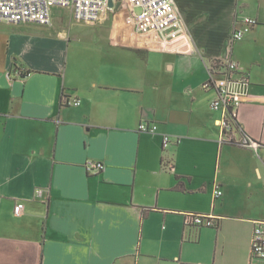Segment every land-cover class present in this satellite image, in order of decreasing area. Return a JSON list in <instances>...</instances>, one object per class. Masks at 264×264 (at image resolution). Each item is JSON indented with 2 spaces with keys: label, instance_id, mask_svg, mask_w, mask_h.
I'll list each match as a JSON object with an SVG mask.
<instances>
[{
  "label": "crops",
  "instance_id": "0c3cea01",
  "mask_svg": "<svg viewBox=\"0 0 264 264\" xmlns=\"http://www.w3.org/2000/svg\"><path fill=\"white\" fill-rule=\"evenodd\" d=\"M175 1L189 34L173 47L136 32L127 1L91 24L57 6L52 26L0 20V264H250L264 220V0ZM246 18L256 24L232 43ZM228 59L249 77L236 138L258 151L221 140L217 92L202 87ZM188 213L219 225L186 226Z\"/></svg>",
  "mask_w": 264,
  "mask_h": 264
},
{
  "label": "built area",
  "instance_id": "2783aa9c",
  "mask_svg": "<svg viewBox=\"0 0 264 264\" xmlns=\"http://www.w3.org/2000/svg\"><path fill=\"white\" fill-rule=\"evenodd\" d=\"M130 5L132 22L136 32L149 35L151 38L174 44L186 41L189 34L188 26L184 20L181 10L175 0H126ZM55 6L67 7L72 10L78 22L95 23L104 19L105 14L110 10L109 0H0V20L9 23H38L45 26L53 24L52 10ZM242 29H235L232 32L231 42L241 40L245 33L256 24V20L246 18ZM238 64L233 59L219 60L216 67L212 69L210 77L202 84L204 89L214 88L217 92L212 100L211 106L215 110H221L224 117L220 121L222 127V141L237 143L240 146L252 148L256 151L262 145L257 140L243 135L240 139L236 136L242 132L233 124L238 123L240 107L243 104V92L249 84V77L243 74L235 79L232 77L237 71ZM218 74L223 78L218 79ZM23 76V74H22ZM70 102V101H69ZM74 105H80V99H74ZM140 131L156 133V123L143 121L139 124ZM172 143L169 134H164L162 139V150L166 152ZM166 167L173 169V161L168 158ZM105 165L101 162L89 160L88 170H102ZM215 197L223 194V191L216 185ZM24 209L23 203L15 206L16 214ZM215 216L201 213L186 214V226L196 227H217L218 221ZM250 251V264H264V220H255L253 226Z\"/></svg>",
  "mask_w": 264,
  "mask_h": 264
},
{
  "label": "rangeland",
  "instance_id": "374dc122",
  "mask_svg": "<svg viewBox=\"0 0 264 264\" xmlns=\"http://www.w3.org/2000/svg\"><path fill=\"white\" fill-rule=\"evenodd\" d=\"M118 3L121 5L122 3L123 4H127L125 0H118ZM54 13L55 14H62L65 16V19L69 20L71 22V24H75V22H77V20L75 19L74 15H73V12L71 9L67 8V7H61V6H57L55 7L54 9ZM58 23H60V21H58ZM77 24H84V23H80V22H77ZM53 25V24H52ZM51 25V26H52ZM82 26V25H81ZM80 28H83V27H80Z\"/></svg>",
  "mask_w": 264,
  "mask_h": 264
},
{
  "label": "trees",
  "instance_id": "16d2710c",
  "mask_svg": "<svg viewBox=\"0 0 264 264\" xmlns=\"http://www.w3.org/2000/svg\"><path fill=\"white\" fill-rule=\"evenodd\" d=\"M29 72H30V71L26 72L25 74H23V76H26ZM233 126H234L235 128H237V129L240 128L239 123L233 124ZM201 227H203V226H200V227H198V228H201Z\"/></svg>",
  "mask_w": 264,
  "mask_h": 264
},
{
  "label": "water",
  "instance_id": "95a60500",
  "mask_svg": "<svg viewBox=\"0 0 264 264\" xmlns=\"http://www.w3.org/2000/svg\"><path fill=\"white\" fill-rule=\"evenodd\" d=\"M115 5V0H109V6L110 8H113Z\"/></svg>",
  "mask_w": 264,
  "mask_h": 264
}]
</instances>
